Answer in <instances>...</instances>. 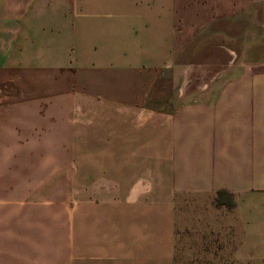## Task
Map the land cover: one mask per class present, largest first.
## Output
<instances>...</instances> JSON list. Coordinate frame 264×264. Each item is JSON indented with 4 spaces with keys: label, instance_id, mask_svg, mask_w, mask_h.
Returning a JSON list of instances; mask_svg holds the SVG:
<instances>
[{
    "label": "crops",
    "instance_id": "crops-1",
    "mask_svg": "<svg viewBox=\"0 0 264 264\" xmlns=\"http://www.w3.org/2000/svg\"><path fill=\"white\" fill-rule=\"evenodd\" d=\"M196 196L264 259V0H0V264H174Z\"/></svg>",
    "mask_w": 264,
    "mask_h": 264
},
{
    "label": "rangeland",
    "instance_id": "rangeland-1",
    "mask_svg": "<svg viewBox=\"0 0 264 264\" xmlns=\"http://www.w3.org/2000/svg\"><path fill=\"white\" fill-rule=\"evenodd\" d=\"M190 82L194 85L198 79ZM168 105L175 103L171 101ZM211 206L204 197L177 200L175 219L179 230L174 242V264H236L230 261V237L224 235L222 228L229 226L231 220L227 214L222 215ZM224 239L228 243L217 250L216 246L222 245ZM249 264H264V259Z\"/></svg>",
    "mask_w": 264,
    "mask_h": 264
},
{
    "label": "trees",
    "instance_id": "trees-1",
    "mask_svg": "<svg viewBox=\"0 0 264 264\" xmlns=\"http://www.w3.org/2000/svg\"><path fill=\"white\" fill-rule=\"evenodd\" d=\"M212 203L216 207L222 206L226 209H230L234 205L231 193L225 190H217L212 199Z\"/></svg>",
    "mask_w": 264,
    "mask_h": 264
}]
</instances>
